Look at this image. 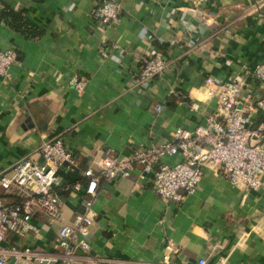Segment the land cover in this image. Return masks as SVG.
Masks as SVG:
<instances>
[{
	"label": "crops",
	"instance_id": "1",
	"mask_svg": "<svg viewBox=\"0 0 264 264\" xmlns=\"http://www.w3.org/2000/svg\"><path fill=\"white\" fill-rule=\"evenodd\" d=\"M116 1L121 14L103 31L91 19L97 0H0L42 31L28 37L0 24V49L16 55L10 80L0 76V169L35 156L39 142L55 135L83 167L106 148L126 155L161 143L176 127H193L213 111L203 95L204 77H225V58L235 65L264 59V11L251 14L252 0ZM153 53L172 61L171 69L136 86L141 56ZM74 74L86 79L79 92L68 84ZM172 85L176 94L168 95ZM256 88L264 93L258 82ZM64 197L60 218L26 241L52 248L58 227L79 209L74 196ZM92 209L95 256L157 262L170 237L176 261L264 264V191L242 192L209 166L180 204L161 200L136 169L127 178L101 181Z\"/></svg>",
	"mask_w": 264,
	"mask_h": 264
},
{
	"label": "built area",
	"instance_id": "2",
	"mask_svg": "<svg viewBox=\"0 0 264 264\" xmlns=\"http://www.w3.org/2000/svg\"><path fill=\"white\" fill-rule=\"evenodd\" d=\"M264 0H252L250 13L261 15ZM122 5L116 0H97L91 19L101 30L110 28L119 18ZM184 26L190 29L183 20ZM104 54V50L100 48ZM16 62L12 49H0V76L10 80V67ZM173 62L158 53L142 55L136 86L164 76ZM229 73L225 77H204L203 95L215 108L204 122L193 127H176L163 142L133 149L118 155L106 148L98 159L83 167L78 154L69 149L59 135L42 139L35 156H23L0 169V264H207L205 257L196 262L176 261L178 248L167 237L161 258L148 263L95 256L91 252L94 225L93 203L99 183L129 177L138 169L149 177L155 194L164 202L180 204L195 192L207 166L242 191H264V59L253 65H235L223 60ZM85 77L72 75L68 84L77 92ZM175 85L168 95L176 94ZM195 110L197 104H192ZM164 109L156 104L155 111ZM173 156V161H166ZM68 197L76 198V207L68 222L61 224L51 249L26 241L28 234L40 236L61 216ZM219 264H231L221 261Z\"/></svg>",
	"mask_w": 264,
	"mask_h": 264
},
{
	"label": "trees",
	"instance_id": "3",
	"mask_svg": "<svg viewBox=\"0 0 264 264\" xmlns=\"http://www.w3.org/2000/svg\"><path fill=\"white\" fill-rule=\"evenodd\" d=\"M264 11V7L261 12ZM7 23L12 28L21 31L28 37H36L42 33L38 27L26 20L20 10H13L7 5L0 6V24Z\"/></svg>",
	"mask_w": 264,
	"mask_h": 264
},
{
	"label": "rangeland",
	"instance_id": "4",
	"mask_svg": "<svg viewBox=\"0 0 264 264\" xmlns=\"http://www.w3.org/2000/svg\"><path fill=\"white\" fill-rule=\"evenodd\" d=\"M214 103V102H213Z\"/></svg>",
	"mask_w": 264,
	"mask_h": 264
}]
</instances>
